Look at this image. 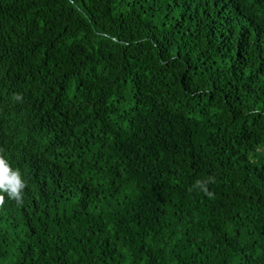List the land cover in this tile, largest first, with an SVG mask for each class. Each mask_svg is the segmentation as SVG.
Returning a JSON list of instances; mask_svg holds the SVG:
<instances>
[{"label":"trees","instance_id":"trees-1","mask_svg":"<svg viewBox=\"0 0 264 264\" xmlns=\"http://www.w3.org/2000/svg\"><path fill=\"white\" fill-rule=\"evenodd\" d=\"M0 146V264H264V0H0Z\"/></svg>","mask_w":264,"mask_h":264},{"label":"clouds","instance_id":"clouds-1","mask_svg":"<svg viewBox=\"0 0 264 264\" xmlns=\"http://www.w3.org/2000/svg\"><path fill=\"white\" fill-rule=\"evenodd\" d=\"M17 101L22 100L19 93L14 94ZM215 178L208 176L205 179H197L190 187L189 192L199 191L208 198H214V193L209 190V184L214 183ZM26 187V181L21 172L16 167H11L4 158L3 150L0 146V193H4L11 200H15L18 205L23 204V190ZM5 202V195H0V206Z\"/></svg>","mask_w":264,"mask_h":264}]
</instances>
